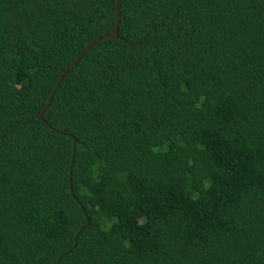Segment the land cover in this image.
Masks as SVG:
<instances>
[{"label": "trees", "instance_id": "16d2710c", "mask_svg": "<svg viewBox=\"0 0 264 264\" xmlns=\"http://www.w3.org/2000/svg\"><path fill=\"white\" fill-rule=\"evenodd\" d=\"M114 20L0 0V264H264V0H120L35 117Z\"/></svg>", "mask_w": 264, "mask_h": 264}, {"label": "water", "instance_id": "95a60500", "mask_svg": "<svg viewBox=\"0 0 264 264\" xmlns=\"http://www.w3.org/2000/svg\"><path fill=\"white\" fill-rule=\"evenodd\" d=\"M119 18H120V0H115V20H114V25L112 27V29L108 32L105 33L103 35H99L94 37L92 40H90V42L79 52V54L73 59V61L70 63V65H68L58 76L56 83L52 89V92L50 93L47 102L45 103L44 107L39 110L38 112L35 113V117H37L38 119H42V114L43 112L46 110V108L49 106L62 78L64 77V75L78 62V60L82 57V55L98 40L103 39V38H116L118 37V27H119ZM54 131H57L54 129ZM67 135H70L73 138V145H72V156H71V162H70V169L73 163V159H74V153H75V145H76V138L72 135V134H68L65 133ZM69 188H70V192L72 193V188H71V174L69 172ZM72 196H74V194L72 193ZM89 223V220L88 222Z\"/></svg>", "mask_w": 264, "mask_h": 264}]
</instances>
